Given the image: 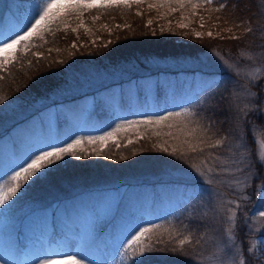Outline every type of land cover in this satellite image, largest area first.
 <instances>
[{
    "label": "trees",
    "instance_id": "trees-1",
    "mask_svg": "<svg viewBox=\"0 0 264 264\" xmlns=\"http://www.w3.org/2000/svg\"><path fill=\"white\" fill-rule=\"evenodd\" d=\"M12 1L0 0V19L6 22L3 8ZM221 3L226 7L215 11ZM50 28L43 39L33 38L27 49L18 46L13 62L6 63L0 72L4 77L0 97L5 101L0 104V154L6 155L0 165L6 168L17 158L24 159L41 142L51 140L43 123V137L19 146L24 133L35 129L52 108L64 112L55 133L57 140H63L75 124L86 127L89 134L84 137L101 136L126 121L183 111L184 106L195 113L189 117L196 121L191 127L207 130L214 139L228 136L232 150L241 143L239 137H244V153L247 150L255 173L249 188L264 189V162L259 160L254 142L256 136L264 139V0H213L211 5H185L176 11L158 8L157 0L128 7L98 6L84 9L82 16L54 22ZM255 68L261 70L252 73ZM144 88L148 89L146 95ZM96 95L110 103L113 112L105 108L101 98L89 108V98ZM138 108L147 114L136 115ZM115 112L127 118L115 120ZM169 131L177 138L167 136ZM9 144L14 145L12 151H7ZM165 147L168 152L162 150ZM174 149L175 155L171 154ZM209 151L213 157L219 154L228 160V171L237 170L242 163L243 156L229 159V147L206 149L203 154L192 152L178 128L136 125L121 129L103 146L84 143L77 150L80 158L66 157L46 166L45 171L47 167L52 171L31 184L16 205L1 212V221L8 234H13L16 225L31 212L122 187L126 191L119 213L138 204L155 188L162 190L150 209L162 212L163 188L199 184L204 186L203 192L191 196L178 217L151 226L152 231L141 242L142 246L151 244L167 250L141 257L134 249L127 252L124 264L134 260L138 264H226L232 248L241 250L247 264H263L246 250L258 235H264V217L250 214L248 201H239L237 208L215 194L227 188L222 176L208 173L207 168L219 172L225 166L209 159ZM193 165L202 167L205 178ZM207 179L212 183H206ZM233 215L235 219L230 221ZM230 223L234 224V241L228 240Z\"/></svg>",
    "mask_w": 264,
    "mask_h": 264
},
{
    "label": "rangeland",
    "instance_id": "rangeland-1",
    "mask_svg": "<svg viewBox=\"0 0 264 264\" xmlns=\"http://www.w3.org/2000/svg\"><path fill=\"white\" fill-rule=\"evenodd\" d=\"M27 6L28 0L9 2L3 8L6 14L5 17L8 18L11 12L19 11L23 13L27 9ZM4 23L5 27L2 26L0 30L7 34L8 24L6 23L8 22L4 21ZM260 70V68H255L252 73H257ZM143 92L146 95L148 89L144 88ZM98 98L103 99L100 95L90 97L88 107L93 108ZM104 102L105 108L110 113L113 112V106L105 100ZM184 108L186 107L183 106L182 109ZM136 112L135 114L138 116L147 114L140 108ZM114 115L115 120L127 118L126 115L119 114L118 112H115ZM131 116H133V113L128 118ZM64 118L65 115L62 109L59 107L52 108L43 115L35 129L24 133L19 146H23L24 143L36 137H43L42 135L45 134L43 123L46 124L48 131L46 137L51 140L41 142L40 146L33 150V152L41 148H48L50 150L51 146L60 145L70 141L71 138L84 137L89 134L85 126L78 128V125L75 124L66 138L57 140L55 137L57 125ZM259 140H261L260 136H256L254 142L258 158L264 152V149H261L258 143ZM10 141L11 139H8V143ZM13 148L14 145L9 144L7 151H12ZM5 157L6 155L1 153L0 161ZM23 157L26 158L27 155ZM22 161L23 159L18 161L17 158V161L12 165L9 164L6 168L0 165V176L6 174L11 167ZM240 162L242 163L238 168H242L244 171L232 169V171H228V174L222 175V182L227 190L217 191L215 194H218V196L220 194V197H224L227 202L234 206L239 201H248L247 205L251 209V211L249 209L250 214L260 216V212L264 211V189L262 186L254 189L249 188L255 173L251 170L250 156L247 150ZM2 182L0 180V183ZM195 186L197 188H193ZM161 190L162 188H155L150 193L144 195L138 204L133 203L129 210L121 213H119L118 207L120 200L125 194V187L111 190L107 194L102 195L98 193L97 195H83L54 204L45 211L29 213L27 216H24L20 224L16 225L17 228L13 231V234H8V227L4 228L5 222L1 221L0 212V221L3 223H0V260H4L6 264H35L38 258L49 255L46 258L53 259L56 261V264H74L73 261L58 255V253L75 251L90 260L92 264H124L128 258L127 252L135 249V246L128 248L127 251L121 248L122 243L130 232L135 228H150L166 219L173 220L178 217L181 214L182 207L190 201L191 196L194 197L199 192H203L204 186L199 184H171L163 188L166 192L161 198L164 199L163 206L165 210L161 212L159 208H156V210L152 211L150 209L151 205L157 198L158 191ZM55 223L56 226H54ZM146 236L147 233L143 240ZM96 237L100 239L94 242ZM253 244H255V248L249 251V253L255 260L257 259L264 264V235H258L254 239ZM235 251L236 248H232L229 251V259L232 258Z\"/></svg>",
    "mask_w": 264,
    "mask_h": 264
},
{
    "label": "snow or ice",
    "instance_id": "snow-or-ice-1",
    "mask_svg": "<svg viewBox=\"0 0 264 264\" xmlns=\"http://www.w3.org/2000/svg\"><path fill=\"white\" fill-rule=\"evenodd\" d=\"M212 2L213 0H202V3L197 4L195 0H157V7H169L170 11H176L184 8L185 5H191L193 8H196L203 7L204 4L211 5ZM142 3H144V0H28L27 9L23 13L19 11L10 13L7 18V34L0 30V72L5 70L6 63L11 64L13 62L17 46L27 49L29 47V42L33 38L39 37L40 39H43V33L46 30L50 31V25L54 22L64 21L71 15H76L77 17L82 16L84 9H91L98 6L109 7L123 5L128 7L131 4L140 5ZM173 4L178 7H170ZM152 6L153 5L149 4L150 8ZM225 7L226 5L221 3L220 7H217L215 11L220 12L221 9ZM95 19H99V17H96ZM201 20H203V17H201ZM3 23L4 20L0 19V25H3ZM151 23L152 21L149 20L148 24L151 25ZM185 26L186 25H181V27ZM201 27H203V23L201 24ZM73 31H75V29ZM228 31L231 32L232 29H228ZM248 31L251 32L252 29L249 28ZM153 35H155V31H153ZM197 35L199 36L200 33H197ZM208 35L212 36V33L209 32ZM234 38L239 39V37ZM72 46L75 47L76 45L73 44ZM220 59L227 64V61L224 60L223 56H220ZM229 67H231V65H229ZM3 78V76H0V80ZM4 102L3 97H0V104H3ZM194 115L195 113L189 108H184L183 111H169L166 115L155 117L149 116L140 121H126L124 124H118L112 131H108L101 136L75 137L63 144L51 146L50 150L48 148H41L34 151L27 155L21 163L15 164L6 174L0 176V180L3 181L0 183V212H5L11 209L17 204L20 197H23L26 194L27 188L31 187V184L35 183L42 177H47L52 169L47 167V171H45L46 166H50L55 161L64 160L66 157L80 158L77 155V150L80 149L84 143L90 145L99 144L103 146L121 129L131 128L136 125H142L146 128H151L153 126H165L169 129L178 128L180 133L184 136V143L188 145L192 152L198 151L203 154L206 149L215 150L220 147H229V150L231 151L229 159L233 156L242 157L245 155L244 145L242 143L244 139L243 136L239 137L241 143H237L235 149L232 150L228 144V136H224L222 139H214L212 135L208 134L207 130L191 127L190 125L196 123V121L189 119V117ZM261 130L264 131V129ZM156 134L160 135L159 132ZM166 135L177 138L172 131L167 132ZM128 143H132V141L129 140ZM258 143L260 144L261 149H264V139L259 140ZM162 150L168 152L167 147ZM171 154L175 155V149ZM177 158L180 159L181 157L178 156ZM208 158L213 159L214 162H217L219 165L225 166L224 168H221L219 172L216 171V168L209 167L207 168L208 173H215L218 177L228 174L227 159H222L219 154L213 157L211 151L208 152ZM124 159H127V157H124ZM259 160L264 162V152L260 154ZM185 162L187 163V160H185ZM232 163L236 164V160L232 159ZM192 167L201 178H205L206 173L202 170L201 166L193 165ZM238 171H244V169L238 168ZM206 183L211 184L212 180L207 179ZM244 198L246 199V197ZM236 207L239 208L240 205L237 204ZM260 216L264 217V211L260 212ZM234 219L235 215L229 217L230 221H233ZM154 227H158V225ZM233 227L234 224L232 223L228 226L227 235L229 241H234L232 236ZM151 231L152 229L148 227L135 228L128 234L122 243L121 248H124V250L127 251L128 248L135 246V249L139 250L141 257L145 256L147 253L166 251V248L153 246L151 244L141 245V241L145 237V234ZM181 243L183 244L184 241H181ZM125 245H127V247H125ZM254 248L255 244L246 251H252ZM58 255L73 261L74 264H86V262L87 264H92L90 260L85 258L79 252H61L58 253ZM47 256L49 255L38 258L35 264H56V261L51 258H46ZM0 264H6V262L0 260ZM133 264H138V262L134 260ZM226 264H247V261L241 250L236 249L232 258L226 261Z\"/></svg>",
    "mask_w": 264,
    "mask_h": 264
}]
</instances>
